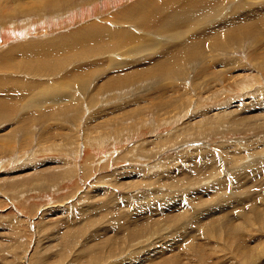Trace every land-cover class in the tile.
Wrapping results in <instances>:
<instances>
[{
    "label": "rangeland",
    "instance_id": "374dc122",
    "mask_svg": "<svg viewBox=\"0 0 264 264\" xmlns=\"http://www.w3.org/2000/svg\"><path fill=\"white\" fill-rule=\"evenodd\" d=\"M155 1L161 5L171 3L170 8L176 4L175 0ZM244 1L224 0L217 5L219 11L214 18H209V22L215 26L238 8L245 9V5L241 6ZM48 2L25 0L21 6H0V147L6 149L5 146L14 145L13 150L7 148L0 153V264H100L105 254L102 264H139L143 257L146 259L141 264H229L236 254L240 255L237 256L239 264L244 259L250 260L251 264H262L264 67H257L250 60V53L259 58L256 52H252L255 48L253 42L248 45L245 40L237 49H220L219 55L205 61L191 59L194 69L188 64L183 66L181 72L184 75L180 73L174 80L162 81L164 76L157 79L150 76L151 83H142L139 78L111 89L94 90L104 81L112 80L111 75L115 72L111 73V70L115 68L111 58L127 62L129 69L146 68V60L156 58L158 65L153 68L159 70L163 60L172 61L174 55L170 53L173 50L183 48L182 42L178 41L182 39L176 36L179 37L184 30L173 34V40H169L171 38L164 37L167 34L172 36L169 31L159 37V31L152 28L148 31L138 21L125 19L131 14L126 12L131 6L152 10V7H146L148 0H55V6ZM149 12L147 18L153 20L149 16L155 10ZM106 15L110 21L97 18ZM98 24L127 30L140 38H154L159 47L143 50L139 55H125L126 50L121 49L84 54V44L85 47L97 46L98 40L104 39L101 41L104 42L106 37L98 40L95 37L96 43L91 45V40L78 47L68 43L69 46L59 48L60 51L56 49L60 55L62 51L65 53L63 60L56 59L53 53L51 57L52 50L43 51L50 68L59 62L58 70L53 74L44 70L43 58H35V48L46 42H67L82 36L91 25L97 27ZM203 26H193L194 31L191 28L189 32H183L184 38L193 40V33H199ZM113 37L106 38V42L122 41L121 37ZM172 42L180 45L173 43L176 46L173 48L170 46ZM145 44L147 42L141 46ZM66 48H69L67 53ZM162 49H170V53L156 57L157 51ZM262 50L259 53H263ZM208 54L205 49L204 55ZM217 70L225 72L222 75ZM212 71L219 73L215 80L205 77ZM83 76L87 77L85 80H93V84L82 80ZM58 80L64 83L55 86ZM223 80L228 87L219 83ZM2 84L6 88L13 84L20 93L16 96L19 98L8 99L16 91L3 90ZM25 84L31 87L26 89ZM223 84L226 90H221ZM197 85L202 88L197 89ZM49 86L51 90H61L64 95L75 94L77 100L67 99L64 104L73 115L68 111L62 120L61 116H58L59 120L51 119L49 115L48 119L44 117L53 106L63 103L42 104L45 95L51 92L45 94L43 90ZM36 88H40L39 94H36ZM183 92L192 95V103L172 112L170 104L179 105L176 94ZM225 111L226 116L221 113ZM36 113H40L39 120L45 121L38 120L40 124L36 122L34 130L29 127V121ZM217 114L222 117L217 118ZM95 135L96 138H92ZM227 149L233 151L232 154L239 152L241 162L234 163L233 168L242 172L247 164L248 169L263 170L253 179L256 185L247 183L250 177H246L239 181L244 179V184L250 187L239 188L240 182L236 183L234 179L237 178L228 172L232 161ZM212 157L215 159L211 160ZM254 157L255 162L250 161ZM202 160L208 161L203 166L207 171L200 173L195 166ZM217 168L224 169L226 179H233L234 184L231 182L229 189L219 192L212 189L214 179L211 175ZM208 177L212 181L207 182ZM189 178L197 184L191 191L186 190L192 185ZM179 180L186 183V188L181 190L180 185H168L173 181L179 183ZM158 190L162 194H158ZM247 190L251 195L241 199ZM222 195L230 198L226 203L220 202L219 207L215 200ZM163 202L170 203V207L174 202V210H165L168 213H164ZM151 203L152 209L146 207ZM180 203L184 205L180 206ZM210 205L217 206L214 212L211 208L208 210ZM196 215L202 218L201 223H211L206 229L207 234L211 229L220 230L214 221L219 222L221 217L226 220L223 227L226 237L215 243L225 244L217 250L208 249L207 234L200 224H192L190 228L176 226L177 229L169 231L170 235L156 238L167 232L166 227L192 221ZM146 227L150 230L158 228L153 235L156 242L141 243V249L132 251L128 237L137 241L153 238L143 237L141 229ZM95 232L98 234L92 238ZM241 234L245 238L240 237ZM67 235L72 236L67 240ZM238 236L242 239L237 240ZM105 241L108 244L102 246ZM204 242L207 243L201 252L204 256L199 257L197 248ZM75 256L78 260L70 262ZM237 261L234 260V264H238Z\"/></svg>",
    "mask_w": 264,
    "mask_h": 264
},
{
    "label": "bare ground",
    "instance_id": "6f19581e",
    "mask_svg": "<svg viewBox=\"0 0 264 264\" xmlns=\"http://www.w3.org/2000/svg\"><path fill=\"white\" fill-rule=\"evenodd\" d=\"M16 1V2H15ZM224 0H175L174 3L175 6L173 8H170L168 7L169 4L171 3H168L167 2V5H161V3H159L158 1H155L154 0H148L147 4H146V7H152L153 9L152 10H149L150 8H148L149 11L153 12V10H155V13H151V15L149 17L151 18H154L153 20H150L149 18H147V14H149L150 12L147 10L146 11V8H138L136 6H131L130 8H128L129 10H127L126 12L128 13H131L129 15L128 18H125L127 20H130L131 21H138L139 24L141 25V27H143V29L146 28V30H148L150 28V31L151 28L153 30H157L159 31V37L161 36H164L167 34V31L171 32L172 36H169V34H167L166 36H168V38L165 37V39H169L171 37H173V34H176L177 32H179L180 30H184L182 31L181 35H179V37L176 36V38L178 39H182V40H178L180 43L182 42V47L183 48H177L175 50H173L171 53H170V49H162V50H159L157 51V54H155V56L157 57L158 55L160 56H167L169 53L170 54H173V58H171L172 61H168V59L166 60H163L162 61V65L161 66H158V69L159 70H155V68H153V66H157L158 63L156 62V58L154 59H151V60H146V68H138V69H129V66L127 65V62H124V61H117L115 58H111L112 62L114 61L113 63V67L115 68L114 70H111V73L112 72H115V74L111 75V78L112 80V83H110V81H104L100 86L97 85L96 87H94V90L95 89H101V90H107V89H111L113 87H117V86H122L123 84H126V83H129L131 81H134V80H137V79H141V82L142 83H151L152 82V79H150V76H152L153 78L157 79L159 77H163L162 78V81H170V80H174L175 76L180 74V73H183L181 72L183 66L187 67V64L188 66L190 65V68L191 69H194V66L192 64H190V61L189 60H193L194 62H198L199 60L201 61H205L207 58H214L215 55H219L220 54V49H223V50H226V49H230V48H238V46H240L239 44L240 43H243L245 40L248 41V45H250L249 43L252 41L255 48H253L252 52H256L257 55L259 56V58L255 55H252V53H250V60L252 62H255L256 66L258 67L259 65H261L260 67H264V0H245L244 3L241 4V6H244L245 5V9H242V8H238L237 10L233 11L232 13H230L226 18L223 19V21L220 23V24H216L215 26L214 25H211L212 23L209 22V18L212 17L214 18V16L216 15V13L219 11V7H217V5H219L221 2H223ZM257 1V2H256ZM25 2V0H0V6H6V4L8 5H17L19 4V6H21L20 4H23ZM54 2L55 0H49V4H51L52 6H55L54 5ZM248 2V3H247ZM164 3V2H163ZM143 4V3H142ZM142 4H138L141 5V7L143 6ZM162 12H167L168 14L163 16ZM162 14V15H161ZM104 18H101V17H97L99 20L101 21H110L109 19V16L106 15V16H102ZM113 17V16H112ZM211 18V19H212ZM93 24V23H91ZM204 24H206L207 26H203ZM259 24V27H257V25ZM94 25V24H93ZM93 25H91L85 32L82 36L80 37H76V38H71V39H68L66 40L67 42H62V43H52L50 44V42H46V44H43L41 47H37L35 48V51H36V56L35 58H43V61H44V66L46 68H44V70L47 72V73H52L55 72L56 70H58L56 67L59 66V62L56 61L55 63L52 64V67L50 68L48 66V64L46 63V61L44 60V52L45 51H51L48 52L50 53L51 57L52 56V53L55 54V57L56 59L58 60H63L65 53L62 51V54L60 55L59 51L62 47H67L69 45H67L68 43H71V45L73 46H80V44L82 42H87V41H90V44H95L96 43V38L97 37V40L98 38H111V36H114L113 38H117V37H121L122 38V41H118L117 39H115L117 42H112V43H108L106 42V38H105V41L104 42H101L103 40H98V45H91V46H86L85 47V44H84V48H85V51L84 49L83 52L84 54H93V53H98V52H104L106 50H118V49H121V50H126V53L125 55H129V54H132V55H139L143 50H148V49H156L155 47H159L158 44H156L154 42V38L152 39H148V38H140V36L138 34H134L133 32H129L127 30H123V29H119V28H109L107 26H101L98 24L97 27H92ZM194 26V28H196L197 26H200L202 27L203 26V29L199 31V33H193L194 35L191 37V38H194L193 40L189 41V40H186L184 37H185V34L183 32H187L188 30H190L192 27ZM92 27V28H91ZM206 27V28H204ZM175 28H178V29H175ZM194 28H192V31H194ZM125 29V28H124ZM175 29V30H174ZM149 31V30H148ZM161 31V32H160ZM166 32V33H165ZM189 32V31H188ZM165 33V34H164ZM164 34V35H163ZM178 34V33H177ZM180 34V33H179ZM188 34V33H187ZM116 35V36H115ZM158 36V35H157ZM175 36V35H174ZM175 38V37H174ZM184 38V39H183ZM197 38V39H196ZM139 39V40H138ZM190 39V38H189ZM169 40H173L172 38L169 39ZM176 40V39H174ZM93 41V43H92ZM108 41V40H107ZM111 41V40H110ZM147 42V44L141 46V44ZM184 42V44H183ZM101 43V44H100ZM106 43V44H105ZM173 43L170 44L171 47L175 48L176 46L180 45L179 43H174V44H177L176 46H173ZM206 43V44H205ZM88 44V43H87ZM160 44V42H159ZM257 44L259 46H257ZM82 45V44H81ZM204 45L207 47H204ZM209 45V46H208ZM71 46V47H72ZM73 46V47H74ZM96 46V47H95ZM95 47V48H94ZM60 48V49H59ZM83 48V47H82ZM56 49H59L56 50ZM63 49V48H62ZM69 49V48H68ZM67 48L65 49L66 53L68 52ZM135 49V51H133ZM205 49H207L208 53H212L211 55L208 54V55H204V51ZM262 50L263 53H259V50ZM44 51V52H43ZM70 51V50H69ZM15 52V50H14ZM13 52V53H14ZM81 52V51H80ZM110 52V51H109ZM46 53V52H45ZM59 53V54H58ZM64 53V54H63ZM79 53V52H78ZM216 53V54H215ZM29 56H32V53H28ZM176 54V55H175ZM12 55V54H11ZM16 55V53H15ZM49 55V54H47ZM75 58V57H74ZM79 58V56H78ZM77 59V57L75 58ZM91 59V58H89ZM120 59V58H119ZM262 59V61H258ZM254 60V61H253ZM1 61H2V58H1ZM105 61V60H104ZM116 61V62H115ZM132 61V60H131ZM187 61H189V63H187ZM106 62V61H105ZM134 62V61H132ZM184 62V64H183ZM8 63H11V62H8ZM95 63V62H93ZM92 63V64H93ZM107 63H110V62H107ZM135 63V62H134ZM153 63V65H152ZM240 63V62H239ZM105 64V63H104ZM103 64V65H104ZM139 64V63H138ZM151 64V65H150ZM2 65V64H1ZM0 65V66H1ZM91 65V64H90ZM108 65H111L108 64ZM222 66H225L227 67V65H225L224 63L221 64ZM237 65L238 62H237ZM92 66V65H91ZM96 66V65H95ZM100 66V65H98ZM120 66V67H119ZM144 66V65H143ZM246 66V65H245ZM108 67V66H107ZM119 67V68H118ZM141 67V66H140ZM224 67V68H225ZM91 68V67H90ZM99 68V67H98ZM83 69V68H82ZM80 69V70H82ZM96 69V68H94ZM106 69V68H105ZM148 69H150V71H148ZM227 69V68H226ZM232 69V68H231ZM93 70V68H92ZM101 70V69H100ZM223 70V69H222ZM221 71H218V72H221V74L223 75V73L225 72H222ZM225 70V69H224ZM78 71V70H76ZM74 71L73 74L76 72ZM106 71V70H105ZM158 71V72H157ZM229 71V70H228ZM17 72V71H16ZM92 72V71H91ZM96 72V71H95ZM216 72V71H212L211 74H206L205 77L207 76H210L209 79H212V80H215L217 79V76L219 75V73ZM93 73V72H92ZM91 73V75H93ZM89 75V74H88ZM137 77H136V76ZM145 75V76H144ZM184 75V73H183ZM77 76V75H76ZM5 77V76H4ZM64 77V76H63ZM66 77V76H65ZM79 77V76H77ZM62 77H60L61 79ZM90 78V77H89ZM59 79V78H58ZM87 79L86 76H83L82 80H85ZM130 79V80H128ZM3 80V79H2ZM57 80V79H56ZM55 80V81H56ZM64 81V79H61ZM61 80H58V82H56L55 86H57V84H63L64 82H60ZM65 80H67L65 78ZM81 80V79H80ZM125 80H128V81H125ZM74 81H77V78L74 79ZM87 81L88 83L90 84H93V80H85ZM9 82V81H7ZM225 81H221L219 83H224ZM243 82L246 84L247 81L243 80ZM81 85V83H79ZM226 84V83H224ZM223 84V85H224ZM243 84V83H242ZM248 84V83H247ZM250 84V83H249ZM253 84V83H252ZM6 85V84H5ZM9 85V88H6L3 86V90H7V91H10V90H14V86L13 84H8ZM26 85V89L30 88L31 85L30 84H25ZM207 85V84H205ZM218 85V84H217ZM227 85V84H226ZM244 85V84H243ZM7 86V85H6ZM230 86V84H229ZM264 86V85H263ZM228 87V85H227ZM238 87V86H236ZM242 87H245V86H242ZM52 87H47L46 89L43 90V92L46 94L48 91L51 90ZM54 88V87H53ZM202 87L200 85H197V89H201ZM225 89V85L221 88V90H224ZM36 94H39V90L40 88H36ZM56 90V91H55ZM226 90V89H225ZM14 91H16L12 96L13 97H8V99L10 100H16L17 98L19 97H16L17 95H19L20 93L15 89ZM3 92V91H2ZM4 93V92H3ZM2 93V94H3ZM7 93V92H6ZM11 93V92H10ZM50 93V94H49ZM44 94V95H45ZM49 94V95H48ZM48 94H46V98L43 99V105H46V104H58V103H62L60 105H57V106H53L51 108V110L47 113H45L44 117H47L48 119V115L50 116L51 119H56V120H59V117L58 116H61L60 117V120H62L64 118V115L66 116L67 115V112L69 111L72 115L74 114L70 109L68 108H65L64 107V104L66 103V100L67 99H71L73 102L74 100L76 99L77 100V97L75 96V94H72V93H68V94H63V92L61 90H58V89H54V90H51V92H48ZM176 99L177 101H179V105H175V103L173 102L172 105L173 107L171 108V111H179L182 107L184 106H187L188 103H192V98H190L192 95L191 94H186V92H183L181 94H176ZM6 99V97H5ZM71 101V102H72ZM68 102V101H67ZM49 104V105H50ZM69 104V102H68ZM73 105V103L71 104ZM39 111V110H38ZM222 115H225L227 112H221ZM40 115V113H36V115H32L31 118H30V121H29V127L31 129H34L35 130V127H36V124L40 122H43L41 120L38 119V116ZM219 116V114H217V118H221L222 117ZM226 116V115H225ZM19 118V117H17ZM43 118V117H42ZM253 118V117H252ZM23 119V118H22ZM44 119V118H43ZM69 119V118H68ZM251 119V118H250ZM249 119V120H250ZM254 119V118H253ZM24 120V119H23ZM40 122H39V121ZM248 120V121H249ZM255 120V119H254ZM20 122V121H19ZM37 122V123H36ZM254 122V121H253ZM21 123V122H20ZM211 123V122H209ZM256 123V122H255ZM255 123H254V126H255ZM250 125V124H249ZM251 126V125H250ZM37 129V128H36ZM78 129V128H77ZM228 128H226L227 130ZM235 131V130H234ZM238 133V132H237ZM8 137H11L10 135ZM92 138H96V135L95 137H92ZM13 141V140H11ZM88 141V140H87ZM229 144V143H228ZM13 145V144H12ZM9 145V146H5L6 149L4 148V146L0 147V153L2 152H5L7 150V148H10V150H13L14 149V145ZM71 146V145H70ZM235 147H237L236 145H234ZM231 147V146H230ZM226 148V147H225ZM228 149H230L229 147H227ZM234 148V147H233ZM226 150V152L229 153V155L231 156L230 158V161L231 164H230V161H229V164L230 166L232 165L231 169L228 170L229 172V175L233 174V176H235V178L237 179H234L237 182H240V185H239V188H246V187H250V186H246V184H244L243 180L239 181L241 178H249L250 177V181L249 179L247 180L248 182L247 183H251L252 186L256 185V182H254L253 179H255L256 177V173H259L261 171H263L262 168L261 170H251V169H248L247 167V164L243 166V171L240 172L239 170L233 168V165L234 163H238L239 160V152H235L234 154H232L231 151L229 150ZM229 155L227 157H229ZM210 160V158H208ZM215 158H211V160H214ZM255 157L254 158H250V161H253L255 162ZM260 161V160H259ZM208 161L207 160H202L200 163H198L195 167L196 169L199 170V172H206L207 170L204 171L203 169V166L207 163ZM241 162V161H240ZM261 162V161H260ZM215 164V162H214ZM214 164L212 166H214ZM72 171V170H71ZM215 172V173H214ZM214 175H211L214 179V183L213 185L211 186L212 189H215V191L219 192V191H222L224 189H229V187H231V182L233 181V179L231 180H228L226 179V177L223 175L224 174V169H220V168H217L215 171H214ZM167 175V174H166ZM166 177V176H165ZM164 177V178H165ZM203 177V176H202ZM201 177V178H202ZM262 175L259 174V178L261 179ZM172 180V179H171ZM174 180V179H173ZM181 180V179H180ZM179 180V183H176L175 181H173L172 183L168 184V185H172V186H175V185H180V189H184L186 187H184V185L186 183H183L182 181ZM207 182H210L212 181L211 177H208L207 179ZM238 180V181H237ZM178 181V180H176ZM182 182V183H180ZM187 182V180H186ZM188 182L191 183L192 185H190V187H188V189L186 188V190L188 191H191V189L193 187H195L197 184H194L192 182V179L189 178L188 179ZM188 183V184H189ZM187 184V185H188ZM234 183L232 182V185ZM169 188V186H168ZM233 188V187H232ZM237 188V187H236ZM238 188V189H239ZM161 189V188H160ZM174 189V188H172ZM237 189V190H238ZM231 190V189H230ZM240 190V189H239ZM243 191V190H242ZM158 194H162V191L161 190H158L157 191ZM166 192V191H165ZM250 190H247L245 192H241L243 195H242V198L240 196L241 199H244L248 196H250L251 194L249 193ZM164 193V192H163ZM190 193V192H189ZM200 193V192H199ZM190 194H193V191L190 193ZM189 194V195H190ZM227 195V194H226ZM239 195V194H238ZM237 196V194H236ZM148 198V197H147ZM229 198L230 197H225V196H221L219 198H217V200H215V204L217 206L220 207V205H218L220 202L221 203H226L229 201ZM162 200V199H161ZM233 200V198H232ZM236 200V199H235ZM165 202V201H164ZM162 203L163 204V207L162 209H164V206L166 209H164V213H168V211L166 212L165 210H170V209H173V203L176 201H174L172 203V206L170 207V203ZM231 202V201H230ZM237 202V200L235 201ZM174 203V204H175ZM207 203V202H205ZM232 203V202H231ZM149 204V203H148ZM161 204V203H160ZM165 204V205H164ZM156 205V204H155ZM184 205V203H183ZM182 203H180V206H183ZM227 205V204H226ZM232 205V204H231ZM237 205V204H236ZM158 206V205H157ZM187 206V205H186ZM186 206H184L181 210H183ZM214 205H210L208 207V210L211 208L213 209L212 212H214V209L217 207ZM146 207L152 209V203L150 205H147ZM175 207V206H174ZM154 209V208H153ZM157 208H155L156 210ZM148 210V209H147ZM174 210V209H173ZM172 210V211H173ZM174 212V211H173ZM172 212V213H173ZM210 212V211H209ZM179 214V213H178ZM264 215V213H263ZM96 216V215H95ZM179 217V216H178ZM177 217V218H178ZM96 218V217H95ZM220 218V217H219ZM259 217L257 216V219ZM79 219V218H78ZM94 219V217H93ZM202 218L199 217V215H196L192 221H189V222H186V223H179L171 228H165V231L167 229V232L165 233H160L158 234V237L162 236V235H170L169 234V231H172L173 229H177L178 227H183L184 225L188 228H190L191 226L190 225H196V224H200V226H202L203 230H205L206 234H207V231L206 229L209 228V225L211 224L210 222H206V223H201V220ZM96 220V219H95ZM172 220L173 221H176V218H173L172 217ZM193 220H195L193 222ZM218 221V219H217ZM97 222V221H96ZM71 223V222H70ZM215 224H218L220 230L217 231H214V229H211L208 231V234H207V238H208V242L209 244L207 245L206 242L202 243L201 246H199L198 249V254H199V257H203L204 256V253L201 254L202 252V249L207 245V247H209L208 249H218L220 246H222L223 244L225 243H218V244H215L219 239L221 238H225L226 235L223 231V227H225L226 225V220H224L222 217L220 219L219 222H215ZM82 224V223H81ZM176 224V222H175ZM84 225V224H83ZM81 226V225H79ZM178 226V227H176ZM72 227H73V224H72ZM70 226L69 229L72 228ZM77 229V228H76ZM148 231H144V230H147ZM240 229V227L238 228ZM246 229V228H244ZM143 230V237L145 236L146 238H149V237H153L152 239H149L148 241H146V239H143V240H135V238L133 239H130L128 237V241L127 242H130L129 245H132L131 246V249L132 251L135 250L136 248H139L141 249L142 248V244L141 243H153V240L156 242V239H155V236L154 233H156L158 231V228L154 229V230H150L149 227H146L144 229H141V231ZM182 230V229H181ZM190 230H193V227L190 229ZM180 231V230H178ZM241 231V230H239ZM75 232V231H74ZM73 232V233H74ZM78 233V231H76ZM75 232V233H76ZM177 232V231H176ZM204 232V233H205ZM151 233V234H150ZM171 233V232H170ZM245 233V232H244ZM79 234V233H78ZM98 233L95 232V234H92V236H96ZM210 234H214L212 235L211 237L208 236ZM90 235V234H89ZM147 235V236H146ZM243 235V234H241ZM72 236V235H71ZM70 235L68 236L67 235V240L68 238L71 237ZM80 236V235H79ZM64 237V236H63ZM240 237H244L243 236H240ZM77 238V237H75ZM93 238V237H92ZM172 238V237H171ZM170 238V239H171ZM206 238V239H207ZM245 238V237H244ZM239 239H242V238H239V236L237 237V240ZM251 239V238H249ZM77 241V240H76ZM109 241V240H108ZM107 241V242H108ZM242 241V240H241ZM69 242V241H68ZM89 242V241H88ZM106 241L103 242L101 245L102 246H105V243H107ZM125 242V241H124ZM206 243V244H205ZM232 243V242H231ZM67 244V243H66ZM70 244H72L70 242ZM108 244V243H107ZM106 244V246H108ZM111 244V243H110ZM215 244V245H214ZM262 244V243H260ZM264 244V242H263ZM73 245V244H72ZM148 245V244H147ZM127 247V246H125ZM135 247V248H134ZM65 248V247H64ZM76 248V247H75ZM103 248V247H102ZM222 248V247H221ZM66 249V248H65ZM128 249V248H127ZM71 250V248H70ZM223 250V249H222ZM65 250H63L64 252ZM111 251V250H110ZM71 252V251H70ZM112 252V251H111ZM144 252V250H143ZM67 253V252H66ZM142 253V252H141ZM145 253V252H144ZM142 253V254H144ZM216 253V252H215ZM243 254L245 252H242ZM251 253V252H250ZM64 254V253H63ZM147 254V252H146ZM233 254H236V253H233ZM248 254V252L246 253ZM245 254V256H246ZM74 255V254H73ZM106 255V254H105ZM105 255L104 257H102L100 260V264H102V261H104L105 259ZM108 255V254H107ZM220 255V254H219ZM238 257L240 255L236 254ZM216 256H217V253H216ZM235 257V258H232L233 260L232 261H229V264H234V260L237 261V260H240L238 257ZM25 257V256H24ZM252 257V255H251ZM111 258V257H110ZM220 258V256H219ZM258 259L261 258V256H258L257 257ZM71 259V260H70ZM69 260L70 262H75L77 259V257H71ZM139 259V257H138ZM146 259V257H143L141 258V260L139 261V264H141L142 262H144ZM256 259V260H258ZM137 260V259H136ZM110 261V260H109ZM19 262V261H18ZM26 262V261H25ZM28 262V261H27ZM239 261H237L238 263ZM242 264H251V261L250 260H247V259H244L243 261H241ZM24 263V262H23ZM29 263V262H28ZM178 263V262H177ZM41 264V263H40ZM107 264H110L107 263ZM165 264H169V263H165ZM239 264V263H238ZM253 264V263H252ZM257 264V263H255ZM264 264V262L262 263Z\"/></svg>",
    "mask_w": 264,
    "mask_h": 264
}]
</instances>
